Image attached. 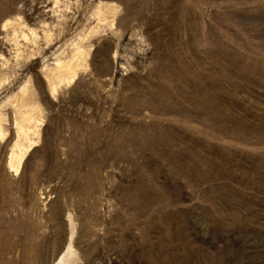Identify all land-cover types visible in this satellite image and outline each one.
Masks as SVG:
<instances>
[{"label":"rangeland","instance_id":"obj_1","mask_svg":"<svg viewBox=\"0 0 264 264\" xmlns=\"http://www.w3.org/2000/svg\"><path fill=\"white\" fill-rule=\"evenodd\" d=\"M61 263L264 264V0H0V264Z\"/></svg>","mask_w":264,"mask_h":264},{"label":"bare ground","instance_id":"obj_2","mask_svg":"<svg viewBox=\"0 0 264 264\" xmlns=\"http://www.w3.org/2000/svg\"><path fill=\"white\" fill-rule=\"evenodd\" d=\"M74 73H75V72H74ZM13 158L15 159V157H13ZM13 158H12V160H11V165L14 166V167H15V166H19V165H20L21 158H16V160H14ZM63 260H64V259H63ZM63 260H62V261H63ZM61 264H62V263H61ZM63 264H64V263H63Z\"/></svg>","mask_w":264,"mask_h":264}]
</instances>
